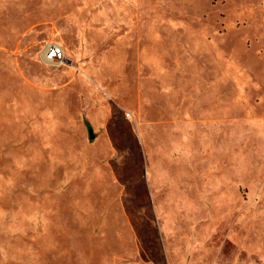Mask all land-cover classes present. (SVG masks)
Returning a JSON list of instances; mask_svg holds the SVG:
<instances>
[{
    "label": "rangeland",
    "instance_id": "1",
    "mask_svg": "<svg viewBox=\"0 0 264 264\" xmlns=\"http://www.w3.org/2000/svg\"><path fill=\"white\" fill-rule=\"evenodd\" d=\"M124 261L264 264V0H0V264Z\"/></svg>",
    "mask_w": 264,
    "mask_h": 264
},
{
    "label": "built area",
    "instance_id": "2",
    "mask_svg": "<svg viewBox=\"0 0 264 264\" xmlns=\"http://www.w3.org/2000/svg\"><path fill=\"white\" fill-rule=\"evenodd\" d=\"M45 59L51 63H62L66 59V52L64 47L57 42H50L45 47ZM120 264H132L128 261L121 262Z\"/></svg>",
    "mask_w": 264,
    "mask_h": 264
},
{
    "label": "water",
    "instance_id": "3",
    "mask_svg": "<svg viewBox=\"0 0 264 264\" xmlns=\"http://www.w3.org/2000/svg\"><path fill=\"white\" fill-rule=\"evenodd\" d=\"M90 133H91V135H93V130L92 129L90 130Z\"/></svg>",
    "mask_w": 264,
    "mask_h": 264
}]
</instances>
